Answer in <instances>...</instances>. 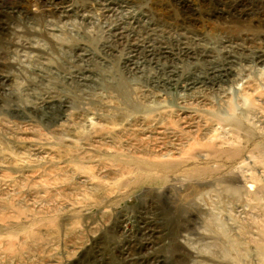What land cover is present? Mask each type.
Returning a JSON list of instances; mask_svg holds the SVG:
<instances>
[{
    "label": "rangeland",
    "instance_id": "rangeland-1",
    "mask_svg": "<svg viewBox=\"0 0 264 264\" xmlns=\"http://www.w3.org/2000/svg\"><path fill=\"white\" fill-rule=\"evenodd\" d=\"M0 21V264H264V0H0ZM169 118L193 160L123 172L154 152L119 130Z\"/></svg>",
    "mask_w": 264,
    "mask_h": 264
},
{
    "label": "bare ground",
    "instance_id": "bare-ground-1",
    "mask_svg": "<svg viewBox=\"0 0 264 264\" xmlns=\"http://www.w3.org/2000/svg\"><path fill=\"white\" fill-rule=\"evenodd\" d=\"M108 2V1H107ZM107 2L105 3V4H107ZM115 2V1H114ZM113 3V2H112ZM111 2H109L108 4H107V6H105V8L104 9H106V8H108V6H110L111 4H112ZM15 7H17L16 5L15 6H13L12 8H11V13L12 12H17V11H14L15 10ZM20 8V7H19ZM111 8V7H110ZM113 8V7H112ZM109 10V9H108ZM106 11H107V9H106ZM76 14V13H75ZM137 14V13H136ZM130 16V15H129ZM85 18V17H84ZM83 19V18H82ZM66 20V19H65ZM4 21V20H3ZM139 21V20H138ZM1 22V21H0ZM5 22V21H4ZM125 22V21H124ZM7 23V22H6ZM121 28V27H120ZM247 28V27H246ZM118 29V28H117ZM112 30H114V29H112ZM149 30V29H148ZM232 31H234V30H232ZM115 32H117L116 30H115ZM119 33V32H118ZM241 34V33H240ZM239 34V35H240ZM218 35V34H217ZM148 36V35H147ZM146 37V36H145ZM141 38V37H140ZM116 39V38H115ZM227 39V38H226ZM137 40V39H136ZM139 40V39H138ZM144 40V39H143ZM146 40V39H145ZM179 41V40H178ZM136 42V41H135ZM142 42V41H141ZM182 43H183V41H181ZM137 44V43H136ZM180 44V43H179ZM138 45H140V44H138ZM183 45V44H182ZM33 46V45H32ZM148 46H150V44L148 45ZM181 46V45H180ZM27 47V46H26ZM78 47V46H77ZM153 47V46H152ZM182 47V46H181ZM36 48V47H35ZM140 48V47H139ZM147 49H149V48H147ZM153 49V48H152ZM179 49V48H178ZM184 49V48H183ZM133 50V49H132ZM185 50V49H184ZM187 50V49H186ZM129 51H131V50H129ZM136 51V50H135ZM145 51V50H144ZM148 51H150V50H148ZM159 51H161V50H159ZM163 51V50H162ZM152 52V51H151ZM156 52V51H155ZM154 52V53H155ZM168 52V51H167ZM158 53V52H157ZM197 53V52H196ZM227 53V52H226ZM187 54V53H186ZM263 54V53H262ZM128 55H130V54H128ZM152 55H154V54H152ZM229 55V54H228ZM261 55V54H260ZM141 56V55H140ZM232 56V55H231ZM259 56V55H258ZM137 57V56H136ZM262 59V57H259V60H261ZM128 60H130V58L128 59ZM264 60V59H263ZM150 61V60H149ZM152 61V60H151ZM231 61V60H230ZM131 62H133L132 60H131ZM257 62H259V61H257ZM135 63V62H134ZM129 65V64H128ZM159 65V64H158ZM215 67H217V66H215ZM222 67H225L226 68V66H222ZM131 68V67H130ZM164 68V67H163ZM220 68V67H219ZM225 68H224V70H225ZM228 68V67H227ZM218 69V68H217ZM177 70V69H176ZM222 70V69H221ZM220 70V71H221ZM171 71V70H170ZM174 71V70H173ZM209 71V70H208ZM215 71H217L216 69H215ZM80 72V71H79ZM175 72V71H174ZM173 72V73H174ZM210 72H212V71H210ZM226 72V71H225ZM213 73V72H212ZM216 73V72H215ZM207 74H208V72H207ZM223 74V73H222ZM74 75H76V74H74ZM220 75V74H219ZM227 75V74H226ZM212 76H217V74L216 75H212ZM170 77V76H169ZM196 77V76H195ZM198 77V76H197ZM211 77V76H210ZM210 77H209V79H210ZM220 77V76H219ZM208 78V77H207ZM215 78V77H214ZM217 78V77H216ZM157 79V78H156ZM170 79V78H169ZM196 79V78H195ZM206 79V78H205ZM168 80V79H167ZM196 80H198V79H196ZM216 80V79H215ZM218 80V79H217ZM170 81H171V79H170ZM170 81H169V83H170ZM208 81H210V80H208ZM188 86L189 85H193V84H196L195 83V81H191V79H188ZM198 82H200V81H198ZM197 82V83H198ZM202 82V81H201ZM212 82V81H211ZM185 83V82H184ZM202 84V83H201ZM204 84V83H203ZM185 85V84H184ZM186 86V85H185ZM250 86V85H249ZM187 87V86H186ZM195 87V86H194ZM188 88V87H187ZM192 88V87H191ZM249 89V88H248ZM190 90V89H189ZM254 91V90H253ZM256 91V90H255ZM246 93H247V91H246ZM258 93V92H257ZM143 95H145V94H143ZM142 99V98H141ZM145 100V99H144ZM138 101H140V100H138ZM141 102V101H140ZM257 103V102H256ZM139 104V103H138ZM146 104V103H145ZM144 104V105H145ZM140 105H142V102H141V104ZM143 106V105H142ZM146 106H147V104H146ZM124 108V107H123ZM137 108H139V107H137ZM129 109V108H128ZM135 109H136V107H135ZM152 109H154V108H152ZM157 109V108H156ZM133 111L132 112H134V109H132ZM138 109H136L135 111H137ZM178 110V109H177ZM210 110H211V112L213 113L214 112V106L212 105V108H210ZM148 111H149V109H148ZM155 111H158V110H155ZM215 111H216V109H215ZM218 111V110H217ZM127 111L125 110V113H126ZM132 112H131V114H132ZM150 112H151V110H150ZM121 113H123L122 111H121ZM130 113V112H129ZM135 113V112H134ZM133 113V114H134ZM137 113V112H136ZM166 113V112H165ZM167 113H169V111L167 112ZM173 113V112H172ZM171 113V114H172ZM215 113V112H214ZM222 113V112H221ZM116 114H118V113H115V115ZM131 114H129V115H131ZM152 114V113H151ZM155 114L156 113H154V116H155ZM174 114V113H173ZM211 114V113H210ZM114 115V116H115ZM145 115V114H144ZM143 115V116H144ZM148 114H146V116H147ZM150 115V114H149ZM159 115H161V114H159ZM163 116H164V114H162ZM209 115V114H208ZM125 116V115H124ZM152 117L151 118H153V115H151ZM162 116V117H163ZM168 116V115H167ZM172 116V115H171ZM179 116V115H178ZM189 116V115H188ZM193 116V115H192ZM205 116V115H204ZM135 117V116H134ZM133 117V118H134ZM138 117V116H137ZM161 117V116H160ZM177 117V116H176ZM111 118V117H110ZM124 118V117H123ZM136 118V117H135ZM175 118V117H174ZM181 118V117H180ZM192 118V117H191ZM195 119L197 118V117H194ZM193 118V119H194ZM238 118V117H237ZM126 119V118H125ZM140 120L141 119H144V117L143 118H139ZM149 119V118H148ZM155 119V118H154ZM158 119V118H157ZM163 119H165L164 117H163ZM179 119V118H178ZM178 119H176V121H178ZM183 119V118H182ZM184 119H185V117H184ZM109 120V119H108ZM124 120V119H123ZM136 120V119H135ZM145 120V119H144ZM201 120V119H200ZM199 120V121H200ZM206 120V125L208 126L207 128H200L202 131L204 130V129H206V130H208L209 131V127L210 126H212V124L213 123H215V124H217V123H222L223 122V119L221 118V117H219V118H216L215 116H213L212 118H206L205 119ZM230 120H232V119H230ZM230 120H229V124H227V125H230ZM233 120H235V122H236V120L237 119H233ZM238 120H240V119H238ZM111 121V120H110ZM115 121H117V117L116 118H114V123H115ZM120 121V120H119ZM139 121V120H138ZM145 121H147V120H145ZM144 121V122H145ZM156 121V120H155ZM164 121V120H163ZM176 121H174V120H172V119H170L169 118V120H167V122H165V124L163 125V126H160V127H162V128H164V129H159V128H154V127H152L151 125H150V122H148V123H146L145 125L147 126V125H150V126H145V125H142V124H133V125H131V127H130V129H128L129 127H126L124 130L125 131H120L119 130V133H117V134H119L118 136H123V135H130V134H133L134 135V137L136 138H138V140H140V142H139V147L140 148H142V149H144V150H146V151H144L145 153L146 152H154V153H152L154 156H152L151 155V157H154V158H150L149 160H147V161H145L144 159L142 160H140V159H137V160H133L132 159V161H131V159H130V161H129V157H127L128 156V153H126L127 155H125L124 153V155H119V157L120 156H124V159H121V161H119L118 163H119V165L118 166H120L121 167V170L123 171V172H130L131 170H132V166L133 165H135V167H138V168H140L139 170H141V169H143V170H145V169H147L148 171L149 170H159V171H163V172H169V171H174V170H177V169H179L180 168V166L182 167L184 164L186 165V163H188V161L190 162V160H193L192 158V156L190 157L191 159L190 160H188L187 158L185 159H182L181 157V155H180V157H178V156H176V151L174 152L173 150H175L176 148L174 147V148H172V146L174 145V143H172L171 141L172 140H169V136H166V134H168L169 132H167V128H170V130H174L175 131V122ZM198 121V122H199ZM227 121V120H226ZM179 122V121H178ZM181 122H183V120H181ZM185 122V121H184ZM232 122H234V121H232ZM238 122H240V121H238ZM112 123H113V121H112ZM136 123V122H135ZM163 123V122H162ZM187 123V122H186ZM224 123V122H223ZM237 123V122H236ZM241 124H242V122H240ZM179 124H181V123H179ZM178 124V125H179ZM190 124V123H189ZM192 124V123H191ZM193 124H194V122H193ZM241 124H238V126L239 127H241ZM244 124V123H243ZM114 125H116V124H114ZM137 125H140V126H137ZM224 125H226V124H224ZM235 125V124H234ZM186 126H188V125H186ZM186 126L184 127V128H186ZM198 126V125H197ZM203 126V125H202ZM216 126V125H215ZM220 126H222V125H220ZM237 126V127H238ZM108 127V126H107ZM115 127V126H114ZM191 128H192V126H190ZM206 127V126H205ZM243 127V126H242ZM245 127V126H244ZM109 128H111V127H109ZM113 128V127H112ZM181 128V127H180ZM179 128V129H180ZM225 128V127H224ZM233 128V127H232ZM231 128V129H232ZM105 129V128H104ZM179 129H177V130H179ZM199 129V128H198ZM234 129H236V127L234 128ZM234 129H233V132H234ZM107 130H108V128H107ZM107 130H105V131H107ZM114 130L115 129H113V132H114ZM117 130V129H116ZM115 130V131H116ZM182 130V129H181ZM185 130V129H184ZM187 130H188V128H187ZM186 130V131H187ZM214 130V129H213ZM216 130H218V129H216ZM227 130V129H226ZM190 131V130H189ZM201 131V132H202ZM211 131V130H210ZM224 131V130H223ZM229 131V130H228ZM240 131V130H239ZM110 132V131H109ZM182 132H184V131H181L180 133H182ZM192 132V131H191ZM191 132H188L189 134L191 133ZM200 132V131H199ZM206 132V131H205ZM226 132V131H225ZM232 132V131H231ZM116 133V132H115ZM172 133V132H171ZM175 133H176V131H175ZM202 133H204V132H202ZM217 133V132H216ZM223 133V132H222ZM221 133V134H222ZM186 134H187V132H186ZM185 134V135H186ZM188 134V135H189ZM193 134V133H192ZM207 134H208V132H207ZM207 134H206V136H207ZM217 134H219V132L217 133ZM217 134H214L213 136H209L207 139H210L208 142H204V137L202 138V137H200V138H197V137H194V142L192 143H187V146H184V152L187 150V151H193V149L194 148H192L194 145H200V146H202V149H203V147L204 148H207L208 150L210 149H212V148H214L215 150L216 149H219V148H216L215 147V144H216V140L217 141H220V140H218L217 139ZM179 135V134H178ZM181 135H184V133L183 134H181ZM198 135V134H197ZM170 136H172V135H170ZM200 136V135H199ZM202 136V135H201ZM228 136H230V134L228 135ZM174 137H176V136H174ZM178 138L179 137H181V136H177ZM176 137V138H177ZM184 137H186V136H184ZM190 137H193V136H190ZM221 137V136H220ZM128 138V137H127ZM132 138L133 137H131V140H132ZM134 138V139H135ZM177 138V139H178ZM196 138V139H195ZM226 138V137H225ZM118 139V138H117ZM129 139V138H128ZM180 139V138H179ZM191 139V138H190ZM206 139V140H207ZM223 139V138H222ZM123 140V139H122ZM130 140V141H131ZM187 140H189V139H187ZM227 140V139H226ZM120 141V140H119ZM125 141V140H124ZM190 141V140H189ZM211 141V142H210ZM178 142H179V140H178ZM186 142V141H185ZM184 141H183V143H185ZM132 143V142H131ZM226 143V142H225ZM136 144V143H135ZM176 144V143H175ZM131 145H133V144H131ZM180 145H182L181 143H180ZM189 145V146H188ZM217 145V144H216ZM176 146V145H175ZM178 146V145H177ZM182 146V147H183ZM131 147V146H130ZM134 147V146H133ZM199 147V146H198ZM198 147H196V148H198ZM219 147V146H218ZM224 147V146H223ZM135 148V147H134ZM137 148V147H136ZM172 148V149H171ZM125 149V148H124ZM139 149V148H138ZM177 149H180V148H178L177 147ZM176 149V150H177ZM201 149V148H200ZM221 149H222V147H221ZM235 149V148H234ZM114 150V149H113ZM112 150V151H113ZM121 150H123V149H121ZM133 150V149H132ZM194 150H196V149H194ZM115 151H116V149H115ZM118 151V150H117ZM116 151V152H117ZM127 151H130L129 149L127 150ZM139 151H143V150H139ZM238 151V150H237ZM133 152V151H132ZM138 152V151H137ZM180 152H182V151H180ZM183 152V153H184ZM222 152V151H221ZM228 152V151H227ZM234 151H232V153H233ZM121 153H122V151H121ZM130 153V152H129ZM136 153V152H135ZM191 153V152H190ZM195 153V152H194ZM213 153V152H212ZM225 153V152H224ZM236 153V152H235ZM131 154V153H130ZM137 154V153H136ZM135 154V155H136ZM178 154H180V153H178ZM187 154H189V153H187ZM218 154H221L222 155V153H218ZM218 154H217V157H218ZM236 154H238V153H236ZM235 154V155H236ZM118 155V154H117ZM133 155V154H132ZM131 155V156H132ZM134 155V156H135ZM139 155V154H138ZM145 155V154H144ZM193 155V154H192ZM206 155H208V153L206 154ZM213 155V154H212ZM226 155V154H225ZM228 156H230V153H228L227 154ZM226 155V156H227ZM133 156V157H134ZM187 156V155H186ZM190 156V155H189ZM214 156H215V154H214ZM117 157V156H116ZM118 157V158H119ZM149 157H150V155H149ZM207 157V156H206ZM216 157V158H217ZM235 157V156H234ZM123 158V157H122ZM181 158V159H180ZM221 158V157H220ZM117 159V158H116ZM115 159V160H116ZM147 159V158H146ZM208 159V158H207ZM209 159H211L210 157H209ZM213 159H215V158H213ZM219 159V158H218ZM228 159H229V157H228ZM231 159V158H230ZM150 160H152L151 162H149ZM195 160H197V158H195ZM216 160V159H215ZM118 161V160H117ZM115 165V164H114ZM119 167V168H120ZM190 167V166H189ZM192 167V166H191ZM190 167V168H191ZM194 167V166H193ZM189 169V168H188ZM138 170V169H137ZM191 170V171H190ZM190 170H188V171H185V173L187 172V174L189 173V174H193V172H194V170H192V169H190ZM203 170V169H202ZM133 171H134V169H133ZM195 174H196V172H194ZM199 173V172H198ZM201 173V172H200ZM137 176H139V175H137ZM137 178V177H136ZM127 184V183H126ZM133 260V259H132Z\"/></svg>",
    "mask_w": 264,
    "mask_h": 264
}]
</instances>
